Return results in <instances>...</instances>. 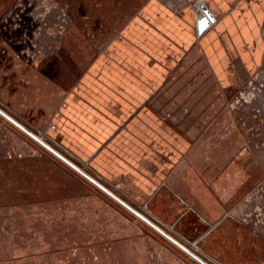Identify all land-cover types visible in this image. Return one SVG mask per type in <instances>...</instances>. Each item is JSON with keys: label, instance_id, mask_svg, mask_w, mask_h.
I'll list each match as a JSON object with an SVG mask.
<instances>
[{"label": "rangeland", "instance_id": "rangeland-1", "mask_svg": "<svg viewBox=\"0 0 264 264\" xmlns=\"http://www.w3.org/2000/svg\"><path fill=\"white\" fill-rule=\"evenodd\" d=\"M147 1L0 0V107L19 122L21 112L40 124L49 121L43 113L58 94L71 90L76 76L89 69L101 79L104 65L90 61L104 62L110 48L132 38L128 28L136 16L143 17ZM31 13L40 20V27L31 29L39 33L32 47L21 44L12 29L16 21H9ZM154 36V53L140 45L139 71L131 66L135 61H117L124 75L142 79L140 116L131 106L122 125L135 121V130L138 124L145 130L139 175H163L166 183L154 186L151 177L132 182L111 172L107 185L104 159L85 166L81 144L76 146L77 132L93 134L99 130L94 127L70 123L71 133L61 140L68 151L76 146L78 152L59 151L72 161L78 162L72 155L77 156L80 168L210 264L202 252L221 264H262L264 74L222 87L199 47ZM46 63L55 64L52 78L42 72ZM259 70L264 73V59ZM110 86L122 92L121 86ZM112 103L111 110L123 101ZM96 123L114 128L105 116ZM212 227L202 240L201 233ZM0 264L201 263L0 115Z\"/></svg>", "mask_w": 264, "mask_h": 264}, {"label": "crops", "instance_id": "crops-1", "mask_svg": "<svg viewBox=\"0 0 264 264\" xmlns=\"http://www.w3.org/2000/svg\"><path fill=\"white\" fill-rule=\"evenodd\" d=\"M202 2L214 16V21L200 35H197L195 20L200 11L198 14L194 13V4L199 5ZM141 13L143 17L136 16L128 28V34L132 38L120 41L110 48V56L104 62L90 61L92 62L90 66L95 65L100 68L104 65L101 79L93 78L89 69L79 77L76 76L71 90L63 95L58 94L55 105L48 109L47 114L43 113L45 117L51 116L50 120L43 124L32 119L30 114L25 115L22 112L20 114L21 124L39 135L48 144L50 142L58 146V148L54 147L58 151L60 147L67 153L78 152L76 146L81 144L83 158L87 162V164L84 163L85 166H88L89 161L95 158L104 159V181L107 185L110 184L109 179H113L109 176L111 172H115L116 178L131 179L132 182L138 178L150 182L149 177H151L155 180L154 186L159 182L166 183L163 175L157 176L144 171H142L144 175H139L136 170V166L138 167L141 161L146 159L141 156L142 133H145V130L139 124L138 129L135 130V121L126 127L122 123L125 121L123 118H128L126 113L131 106L134 108L136 117L140 116L142 79L138 75L132 77L124 75L120 69L121 63L117 62L120 60L127 65L122 59L127 62L135 61L131 66L139 71L142 64L144 65L140 45L143 44V47L149 49H143L146 54L154 53L155 49L157 50L155 33L170 37L182 44L199 47L215 80L222 87L244 84L252 73H254V79H260L264 74L261 70L258 71L264 59V0H148L140 10ZM141 23L146 25L145 30L141 27ZM130 42L137 44L136 51L132 50ZM42 72L52 78L56 74L55 64L46 65ZM101 85L104 87L101 88ZM110 85H116L118 88L121 86L122 92H114ZM124 86L127 87V91ZM80 90L83 91L78 94ZM34 101L37 103L39 100L34 99ZM113 101H123V103H118L111 110ZM104 116L114 123L111 131L105 130L104 124L96 123L97 119L103 120ZM70 123L79 129H85L84 126H87L99 130L93 131V134H89L86 130L77 132L80 136L73 148L74 151L71 148L70 152L61 140L63 133H71L67 127ZM177 141L181 142V139ZM72 156L78 162L69 159L76 165L83 164L77 156ZM109 165H115L118 168L113 170L105 168ZM153 189L157 190V187ZM112 192L119 194L113 189ZM261 200L263 201V198ZM104 212L107 213L106 207ZM213 228L202 231L201 239L203 240ZM170 234L173 236L172 233ZM197 251L200 252L198 248ZM201 254L213 264H221L205 253Z\"/></svg>", "mask_w": 264, "mask_h": 264}, {"label": "water", "instance_id": "water-1", "mask_svg": "<svg viewBox=\"0 0 264 264\" xmlns=\"http://www.w3.org/2000/svg\"><path fill=\"white\" fill-rule=\"evenodd\" d=\"M200 14L197 16L195 20V29L197 35H200L209 25L211 22L214 21V16L209 11L208 7L205 3H200L198 5ZM0 115L7 119L9 122L17 126L19 129H21L23 132H25L28 136L33 138L36 142L44 146L47 150H49L51 153H53L55 156H57L59 159H61L63 162H65L67 165H69L71 168H73L75 171L80 173L82 176L87 178L90 182H92L95 186H97L99 189L107 193L109 196L117 200L120 204H122L125 208L133 212L135 215H137L139 218L144 220L147 224H149L152 228L157 230L160 234H162L165 238H167L169 241L174 243L176 246H178L180 249L185 251L188 255H190L192 258L197 260L201 264H210L208 261L203 259L198 253H195L190 247L179 241L177 238L173 237L168 231L161 228L158 224L151 221L146 215L138 211L136 208L131 206L129 203H127L125 200H123L121 197L116 195L114 192H112L108 187L103 185L101 182H99L96 178L85 172L82 168H80L78 165H76L74 162H72L68 157L63 155L60 151L52 147L50 144H48L43 138H41L39 135L33 133L31 130L26 128L23 124H21L17 119L12 117L9 113H7L3 108L0 107Z\"/></svg>", "mask_w": 264, "mask_h": 264}, {"label": "flooded vegetation", "instance_id": "flooded-vegetation-1", "mask_svg": "<svg viewBox=\"0 0 264 264\" xmlns=\"http://www.w3.org/2000/svg\"><path fill=\"white\" fill-rule=\"evenodd\" d=\"M26 2V0H25ZM32 14V13H31ZM21 19H9L10 22H15L14 27L12 28L14 33L18 34L19 33V37L18 39L20 40L21 44L24 45H31L34 46V44L32 43V38L34 36V38L39 34L36 33L34 31V35L32 34V27H40V20L38 18V13L36 15L32 14L31 16L27 15V14H21ZM23 27L27 28L28 31H26V33L23 31ZM31 31V32H30ZM37 40H41L40 38H37ZM47 64H51V63H46L45 66Z\"/></svg>", "mask_w": 264, "mask_h": 264}, {"label": "built area", "instance_id": "built-area-1", "mask_svg": "<svg viewBox=\"0 0 264 264\" xmlns=\"http://www.w3.org/2000/svg\"><path fill=\"white\" fill-rule=\"evenodd\" d=\"M194 13L195 14H198L199 13V8H198V4L196 3L195 6H194ZM111 190V189H110Z\"/></svg>", "mask_w": 264, "mask_h": 264}, {"label": "trees", "instance_id": "trees-1", "mask_svg": "<svg viewBox=\"0 0 264 264\" xmlns=\"http://www.w3.org/2000/svg\"><path fill=\"white\" fill-rule=\"evenodd\" d=\"M262 264H264V261L262 262Z\"/></svg>", "mask_w": 264, "mask_h": 264}, {"label": "bare ground", "instance_id": "bare-ground-1", "mask_svg": "<svg viewBox=\"0 0 264 264\" xmlns=\"http://www.w3.org/2000/svg\"><path fill=\"white\" fill-rule=\"evenodd\" d=\"M112 191V190H111Z\"/></svg>", "mask_w": 264, "mask_h": 264}]
</instances>
